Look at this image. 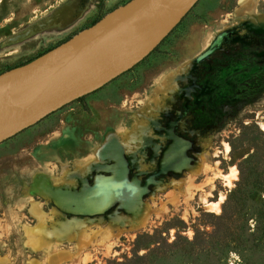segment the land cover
Instances as JSON below:
<instances>
[{"label": "rangeland", "instance_id": "1", "mask_svg": "<svg viewBox=\"0 0 264 264\" xmlns=\"http://www.w3.org/2000/svg\"><path fill=\"white\" fill-rule=\"evenodd\" d=\"M128 1L0 0V73ZM0 264H264V0L1 144Z\"/></svg>", "mask_w": 264, "mask_h": 264}, {"label": "water", "instance_id": "2", "mask_svg": "<svg viewBox=\"0 0 264 264\" xmlns=\"http://www.w3.org/2000/svg\"><path fill=\"white\" fill-rule=\"evenodd\" d=\"M199 1L130 0L39 57L0 73V145L139 65Z\"/></svg>", "mask_w": 264, "mask_h": 264}, {"label": "trees", "instance_id": "3", "mask_svg": "<svg viewBox=\"0 0 264 264\" xmlns=\"http://www.w3.org/2000/svg\"><path fill=\"white\" fill-rule=\"evenodd\" d=\"M84 99H85V97L80 98L78 101L84 103Z\"/></svg>", "mask_w": 264, "mask_h": 264}]
</instances>
